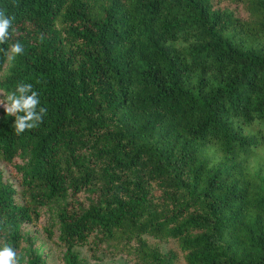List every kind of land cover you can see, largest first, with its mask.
<instances>
[{
    "label": "trees",
    "instance_id": "trees-1",
    "mask_svg": "<svg viewBox=\"0 0 264 264\" xmlns=\"http://www.w3.org/2000/svg\"><path fill=\"white\" fill-rule=\"evenodd\" d=\"M0 8L24 47L0 91L47 108L20 135L0 109V247L53 207L59 264H264V0Z\"/></svg>",
    "mask_w": 264,
    "mask_h": 264
},
{
    "label": "clouds",
    "instance_id": "clouds-1",
    "mask_svg": "<svg viewBox=\"0 0 264 264\" xmlns=\"http://www.w3.org/2000/svg\"><path fill=\"white\" fill-rule=\"evenodd\" d=\"M14 16L8 15L7 9L0 8V47L2 53L9 62H13L24 51L23 45L18 41H12L15 32ZM0 99L7 116L14 118L12 127L17 135L32 130L43 123L47 114V108L41 106L39 93L33 89L31 83H19L15 89L8 92ZM0 264H20V258L16 249L9 245L0 247Z\"/></svg>",
    "mask_w": 264,
    "mask_h": 264
},
{
    "label": "rangeland",
    "instance_id": "rangeland-1",
    "mask_svg": "<svg viewBox=\"0 0 264 264\" xmlns=\"http://www.w3.org/2000/svg\"><path fill=\"white\" fill-rule=\"evenodd\" d=\"M10 66V62L7 61L5 65L3 66V69L0 71V77L7 74L8 68ZM2 96H6V94L2 91H0V99H2ZM0 109H3L2 106H0ZM257 162L260 166H262L261 173L264 175V162L258 158ZM0 170L4 171V167L0 165ZM54 208H50L49 211L45 208L41 211V216L38 221L37 228L23 226L22 228V244L21 249L18 253V256L20 258V264H24L27 260V258L32 254L40 255L44 261L45 264H59L58 258L60 257L61 250L54 246L53 243L49 241V239L46 236V232L44 231V228L48 225L49 222H53L54 220V214H53ZM53 240H56L54 237ZM160 249L164 251L165 247L164 245H160ZM85 264H127L122 259H100L98 261H90L88 258H85Z\"/></svg>",
    "mask_w": 264,
    "mask_h": 264
}]
</instances>
